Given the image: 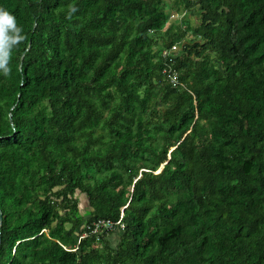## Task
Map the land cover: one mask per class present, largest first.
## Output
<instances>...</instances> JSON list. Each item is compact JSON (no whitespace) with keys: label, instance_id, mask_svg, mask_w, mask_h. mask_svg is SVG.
I'll use <instances>...</instances> for the list:
<instances>
[{"label":"trees","instance_id":"1","mask_svg":"<svg viewBox=\"0 0 264 264\" xmlns=\"http://www.w3.org/2000/svg\"><path fill=\"white\" fill-rule=\"evenodd\" d=\"M0 7V264H264V0Z\"/></svg>","mask_w":264,"mask_h":264},{"label":"clouds","instance_id":"2","mask_svg":"<svg viewBox=\"0 0 264 264\" xmlns=\"http://www.w3.org/2000/svg\"><path fill=\"white\" fill-rule=\"evenodd\" d=\"M23 39L22 27L17 25L14 14L6 8L0 7V49L6 50L10 54L12 48ZM176 51H178V47ZM0 69L5 75L11 71L6 60L0 64Z\"/></svg>","mask_w":264,"mask_h":264},{"label":"built area","instance_id":"3","mask_svg":"<svg viewBox=\"0 0 264 264\" xmlns=\"http://www.w3.org/2000/svg\"><path fill=\"white\" fill-rule=\"evenodd\" d=\"M175 50H177V47H176V45H172L171 47H170V49H168V50H164V51H162V57L164 58V59H166V58H168V57H172L173 56V54L176 52ZM170 71V70H169ZM169 79H170V81L173 83V84H176L177 83V79H176V74L175 73H173V74H169ZM95 228H104V229H111V224L109 223V222H102V221H99V222H97L95 225ZM98 230V229H97Z\"/></svg>","mask_w":264,"mask_h":264},{"label":"rangeland","instance_id":"4","mask_svg":"<svg viewBox=\"0 0 264 264\" xmlns=\"http://www.w3.org/2000/svg\"><path fill=\"white\" fill-rule=\"evenodd\" d=\"M174 18H175V16H172L171 19L174 20ZM188 21H189V24L193 25L194 23L199 22V19L197 17H195V15L190 14L189 17H188ZM185 25H187L185 22L181 23V26L185 27ZM176 52L178 53L180 51H176Z\"/></svg>","mask_w":264,"mask_h":264}]
</instances>
